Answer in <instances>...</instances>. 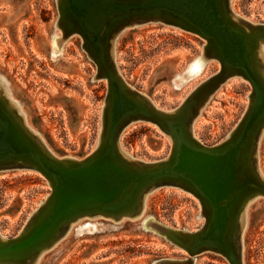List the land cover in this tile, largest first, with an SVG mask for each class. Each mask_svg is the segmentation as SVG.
I'll list each match as a JSON object with an SVG mask.
<instances>
[{
  "label": "rangeland",
  "instance_id": "obj_1",
  "mask_svg": "<svg viewBox=\"0 0 264 264\" xmlns=\"http://www.w3.org/2000/svg\"><path fill=\"white\" fill-rule=\"evenodd\" d=\"M230 9L239 24V18L264 23V0H230ZM57 19L56 0H0V89L54 156L84 160L102 143L108 84L94 78L97 66L82 48V38H64V28L70 27L56 25ZM204 46L206 41L194 33L151 23L117 34L106 63L113 68L115 60L126 86L170 112L219 70ZM260 55L264 62V42ZM250 92V83L235 75L206 87L191 123L193 139L205 147L223 143L244 115ZM118 146L129 160L151 162L168 158L171 140L156 124L136 121L120 132ZM249 164L264 178V128L252 145ZM156 189L144 193L134 217L85 216L62 234L56 228L29 264H157L163 258L172 262L159 264H230L213 251L190 256L180 249L188 240L180 232L202 228L205 210L188 191ZM52 191L36 171H0V241L20 236L38 219ZM162 231L180 245L157 233ZM237 247L243 264H264L263 196L250 200L243 211Z\"/></svg>",
  "mask_w": 264,
  "mask_h": 264
},
{
  "label": "water",
  "instance_id": "obj_2",
  "mask_svg": "<svg viewBox=\"0 0 264 264\" xmlns=\"http://www.w3.org/2000/svg\"><path fill=\"white\" fill-rule=\"evenodd\" d=\"M56 3V25L65 23L70 27L69 31L64 28V38L79 35L82 48L97 66L94 78L107 80L108 93L101 117L102 143L84 160L54 156L0 89V171H36L53 189L38 219L27 225L20 236L0 241V264L17 261L29 264L49 244L45 240L53 229L60 228L62 234L71 222L85 216L116 221L120 210L130 207L136 198L163 186L190 192L205 210L202 228L194 233L180 232L188 236L180 249L190 256L213 251L230 264H243L237 247L242 214L249 200L264 197V178L256 167L249 168V150L264 128V62L260 55L264 23L239 18L242 21L239 24L231 13L230 0H56ZM151 23L198 35L206 41V57L220 64L215 74L170 112L157 109L138 90L126 86L117 73L115 60L112 59L113 68L106 63L107 52L117 34ZM234 75L251 85L248 107L223 143L201 146L191 135L193 117L202 103L200 94L206 87ZM136 121L152 122L170 138L168 158L145 162L129 160L121 153L118 136ZM157 233L174 245L179 244L166 236V231ZM166 262L172 261L170 258L156 261Z\"/></svg>",
  "mask_w": 264,
  "mask_h": 264
},
{
  "label": "bare ground",
  "instance_id": "obj_3",
  "mask_svg": "<svg viewBox=\"0 0 264 264\" xmlns=\"http://www.w3.org/2000/svg\"><path fill=\"white\" fill-rule=\"evenodd\" d=\"M128 129V128H127ZM256 143V142H255ZM251 150V149H250ZM250 150H249V157H250ZM249 168H250V164H249ZM22 172V171H21ZM157 190V189H156ZM144 195V194H143ZM143 195H142V197L141 198H136L135 199V201H134V203L130 206V207H128V208H126V209H123V210H120V212L118 213V214H120V216H122V215H125V216H130V217H134V216H136L138 213H139V211L141 210V208H142V204H143ZM149 200V199H148ZM250 203V200H249V202H247V204H246V206H245V208H244V210L247 208V205ZM58 228V227H57ZM56 231V229H53L51 232H50V234L47 236V238H46V240H45V242H48V240L51 238V236H52V234L54 233ZM44 242V243H45ZM43 243V244H44ZM48 246V245H47ZM41 252V251H40Z\"/></svg>",
  "mask_w": 264,
  "mask_h": 264
}]
</instances>
